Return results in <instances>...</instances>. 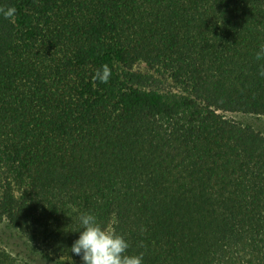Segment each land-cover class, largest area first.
Listing matches in <instances>:
<instances>
[{"label":"trees","instance_id":"16d2710c","mask_svg":"<svg viewBox=\"0 0 264 264\" xmlns=\"http://www.w3.org/2000/svg\"><path fill=\"white\" fill-rule=\"evenodd\" d=\"M0 6V264L81 259L83 213L143 264H264V0Z\"/></svg>","mask_w":264,"mask_h":264},{"label":"clouds","instance_id":"9594fccd","mask_svg":"<svg viewBox=\"0 0 264 264\" xmlns=\"http://www.w3.org/2000/svg\"><path fill=\"white\" fill-rule=\"evenodd\" d=\"M16 14L14 6H0V16L11 20ZM257 61L264 60V45L256 52ZM111 69L107 64L97 69L92 76L93 82L108 83ZM258 75L264 77V65H261ZM79 238L71 246V252L80 256L83 264H143V253L129 255V243L123 236L116 233L115 227H102L94 215L83 213L79 216ZM143 227L141 232H143ZM143 247V242H140Z\"/></svg>","mask_w":264,"mask_h":264},{"label":"rangeland","instance_id":"374dc122","mask_svg":"<svg viewBox=\"0 0 264 264\" xmlns=\"http://www.w3.org/2000/svg\"><path fill=\"white\" fill-rule=\"evenodd\" d=\"M147 70V66L144 63H140L135 66V69ZM256 126L264 131V118L262 119H253ZM3 229V227L1 228ZM0 229V231H1ZM3 245L10 251L15 254V258L19 264H83L82 259H66V258H40V256L29 255L26 252H23L20 248V243L24 244V238L20 235H1ZM1 244V243H0ZM16 252V253H15Z\"/></svg>","mask_w":264,"mask_h":264}]
</instances>
